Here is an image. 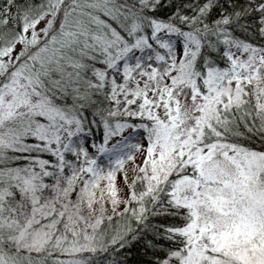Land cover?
Instances as JSON below:
<instances>
[{
    "label": "snow or ice",
    "instance_id": "6c2138e0",
    "mask_svg": "<svg viewBox=\"0 0 264 264\" xmlns=\"http://www.w3.org/2000/svg\"><path fill=\"white\" fill-rule=\"evenodd\" d=\"M0 264H264V0H0Z\"/></svg>",
    "mask_w": 264,
    "mask_h": 264
}]
</instances>
